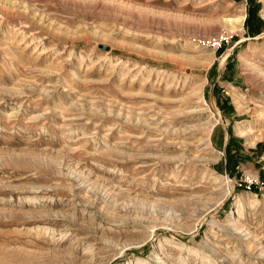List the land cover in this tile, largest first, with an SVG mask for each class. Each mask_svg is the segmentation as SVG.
<instances>
[{
	"label": "rangeland",
	"instance_id": "1",
	"mask_svg": "<svg viewBox=\"0 0 264 264\" xmlns=\"http://www.w3.org/2000/svg\"><path fill=\"white\" fill-rule=\"evenodd\" d=\"M252 3L0 0V264H264Z\"/></svg>",
	"mask_w": 264,
	"mask_h": 264
},
{
	"label": "trees",
	"instance_id": "2",
	"mask_svg": "<svg viewBox=\"0 0 264 264\" xmlns=\"http://www.w3.org/2000/svg\"><path fill=\"white\" fill-rule=\"evenodd\" d=\"M257 11L258 6L252 3L249 7L246 20L248 31L252 36L258 35L264 31V20L258 15Z\"/></svg>",
	"mask_w": 264,
	"mask_h": 264
},
{
	"label": "built area",
	"instance_id": "3",
	"mask_svg": "<svg viewBox=\"0 0 264 264\" xmlns=\"http://www.w3.org/2000/svg\"><path fill=\"white\" fill-rule=\"evenodd\" d=\"M231 36L227 32L219 33L216 36L210 38H204V43L213 48H220L223 43L228 42Z\"/></svg>",
	"mask_w": 264,
	"mask_h": 264
},
{
	"label": "water",
	"instance_id": "4",
	"mask_svg": "<svg viewBox=\"0 0 264 264\" xmlns=\"http://www.w3.org/2000/svg\"><path fill=\"white\" fill-rule=\"evenodd\" d=\"M106 49H108V47H105Z\"/></svg>",
	"mask_w": 264,
	"mask_h": 264
}]
</instances>
